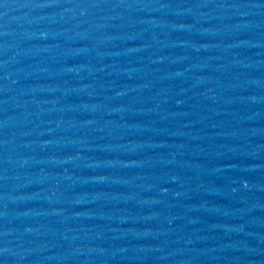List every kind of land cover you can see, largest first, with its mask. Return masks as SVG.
<instances>
[{
  "label": "water",
  "instance_id": "95a60500",
  "mask_svg": "<svg viewBox=\"0 0 264 264\" xmlns=\"http://www.w3.org/2000/svg\"><path fill=\"white\" fill-rule=\"evenodd\" d=\"M0 264H264V0H0Z\"/></svg>",
  "mask_w": 264,
  "mask_h": 264
}]
</instances>
